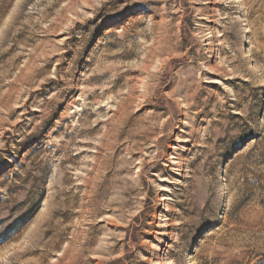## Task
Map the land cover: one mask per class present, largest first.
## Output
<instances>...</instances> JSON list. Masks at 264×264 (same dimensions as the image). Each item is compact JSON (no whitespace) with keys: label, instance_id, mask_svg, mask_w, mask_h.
<instances>
[{"label":"rangeland","instance_id":"374dc122","mask_svg":"<svg viewBox=\"0 0 264 264\" xmlns=\"http://www.w3.org/2000/svg\"><path fill=\"white\" fill-rule=\"evenodd\" d=\"M0 264H264V0H0Z\"/></svg>","mask_w":264,"mask_h":264}]
</instances>
